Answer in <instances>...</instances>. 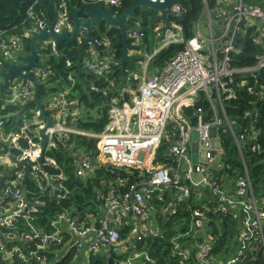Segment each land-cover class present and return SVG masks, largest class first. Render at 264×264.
<instances>
[{
  "label": "built area",
  "instance_id": "1",
  "mask_svg": "<svg viewBox=\"0 0 264 264\" xmlns=\"http://www.w3.org/2000/svg\"><path fill=\"white\" fill-rule=\"evenodd\" d=\"M81 1L85 5L112 7L118 13L124 0ZM152 1L163 3L165 0ZM65 6L62 1L52 26L46 20L37 18L34 27L25 31L23 38L9 37L0 43V72L6 70V63L21 64L20 58L28 55L18 54L23 50L22 39H31L39 32L52 31L59 34L63 29L72 32V20ZM202 7L194 27V36L188 40L183 39L180 26L169 21L173 31L168 29L166 32L171 31L173 35L165 40L163 46L183 44L184 48L170 58L162 69H157L156 74L146 76L148 62L157 51L152 54L144 64L142 74L131 75L138 80L137 90L128 92L124 88L112 98L107 121L98 134L76 130L67 123V111H64L67 104L63 101V107L56 108L60 112L64 111L61 118L56 117V121L51 119V126L44 131L47 143L42 149L43 138L39 132L45 127V122L40 119V112L35 106L30 110V118H34L40 126L32 133L29 126L21 128L27 119L21 106L34 97L32 83L26 81L23 84L22 80H17L14 85H8V102L20 107L19 113L16 112L20 116V123L17 132H5V122L15 113L0 115V181L6 177L0 187V237H3L0 251L5 260L10 259V255L17 252L18 248L14 246L9 250L4 243L24 240L37 242L36 249L52 251L53 246L58 257L72 252L75 258H86L91 253L103 252L114 258L113 264H146L151 261L150 258L146 253L137 251L135 243L148 230L140 221L149 217L147 212L153 210L152 200L162 202L169 213H174L177 206L189 197L193 196L201 202L206 188L208 198L217 202V205L211 206L212 213H234L237 220L236 238L247 242L257 237L264 247V189L260 193L254 190L246 169L236 177L226 172L219 175L223 168L221 157L224 151L222 139L218 138L219 129L222 133L229 132L242 155L240 145L244 136L241 133L236 135L235 122L225 115L222 102L235 97L233 84L244 85L250 78L255 79L256 72L264 68V0H202ZM169 10L168 18L181 13V7L175 3ZM203 16L206 17L204 23L208 28V36L201 29ZM162 29L163 26L158 25L154 28L157 39L162 36ZM214 30L219 32L217 37ZM248 31L253 36L252 42L261 48V53L256 56L253 66L231 68L230 54L236 50V37ZM127 34L134 40L140 35L137 30ZM94 41L97 47L89 42L84 48V69L96 77H105L111 71L114 53L109 42ZM37 45L38 58L35 65L23 73H29L43 87L53 72L48 60L41 59V56L49 58L57 55V43L48 38L39 44L42 45L40 48ZM100 46L103 47L102 51L99 50ZM66 66L71 67V63L67 62ZM235 75L246 78L234 83ZM68 79L73 81L72 74ZM261 88H264V84ZM247 91L253 93L250 87ZM126 93L129 94L128 100H124ZM200 93L209 102L212 115L205 119L201 112L191 114L194 123L188 124L190 118L184 115V109L192 106ZM253 95L264 98L262 90ZM53 100L54 103L59 101L57 97ZM66 134L98 138L102 156L115 167H135V172H131L135 180L125 192L118 191L110 182L101 214L97 218L88 217V222L76 223L70 214L62 212L50 222V232L42 233L31 227L29 233L19 236L15 223L19 220L28 221V215L35 211L36 204L26 203L20 190L26 166H22L21 170L15 171L10 177L16 167L15 162L28 159L27 175H32L39 188L48 192L50 198L58 204L67 197L69 191L64 185L65 177L61 168L47 153L55 149L57 142ZM165 140L162 159L154 158L159 143ZM21 141L25 145H21ZM41 154L43 157L40 165L37 159ZM193 154L198 157L196 163L192 162ZM91 163L89 155L81 152L75 158V174L82 177L91 173ZM199 212L195 210L194 215L201 216ZM130 224L134 229V238L122 239L119 229ZM172 243V253L180 258L181 264L191 262L190 253L174 240ZM36 254V250L29 253L30 256ZM206 254V248L201 250L199 260Z\"/></svg>",
  "mask_w": 264,
  "mask_h": 264
},
{
  "label": "trees",
  "instance_id": "2",
  "mask_svg": "<svg viewBox=\"0 0 264 264\" xmlns=\"http://www.w3.org/2000/svg\"><path fill=\"white\" fill-rule=\"evenodd\" d=\"M62 1L65 2L70 20L75 9H79L83 16L87 9L96 7L85 5L81 0H0V43L9 37L23 38L25 31L34 27L37 18L52 23L58 15ZM129 2L130 0H124L118 12L127 7ZM174 3L181 7V13L179 16H170L169 21L179 25L183 39L188 40L194 36V27L203 8L202 0H174ZM137 14L138 20L135 23L139 25L140 35L136 42L141 44L140 48L145 47L144 49L149 51L153 43L154 28L157 26L155 21L157 14L150 9L144 12L137 11ZM129 23L134 24L131 21ZM104 33L103 38L96 33L93 37L99 42H109L113 50L114 61L107 76L96 77L85 70L78 75L76 63L79 44L63 42L56 45L58 54L48 59L53 75L41 87L44 92L40 94V98L44 101L50 95L63 93L67 104L65 111L68 113L72 109H79L76 117L72 118L70 115L67 117V123L76 130L89 134H98L102 131L107 121L109 103L119 91L124 88H127L128 92L137 90L138 80L133 79L130 72L135 71L137 65L142 62L140 57L132 63L126 62L122 73L118 66L122 56L119 31L112 27ZM252 38L249 31L236 37V50L230 54L231 68L249 67L256 63V56L261 53V48L252 42ZM30 40L22 39V47L26 53L29 52L26 45ZM183 48V44H170L164 47L152 57L149 66L162 69L166 62ZM102 49L100 46L99 50ZM67 62L71 63V67L66 66ZM70 74L73 77L72 82L68 79ZM241 78L246 77L235 75L234 83ZM263 84L264 68L256 72L255 79L250 78L244 85L233 84L235 97L222 102L225 115L235 122L236 135L241 133L244 136L240 145L241 156L231 134L218 130V138L222 139L224 151L221 157L223 168L219 175L226 172L230 174L229 176L236 177L246 169L251 185L257 193L264 189V98L253 93L260 90L264 93V88H261ZM249 87L252 88V94L247 91ZM9 95L8 88L0 91V115L15 113V116H11L5 122L4 131L17 132L20 116L16 112L19 113L20 107L8 102ZM128 99L129 94L126 93L124 100ZM45 102L48 104V101ZM34 108L32 104L25 108L23 114L27 119L31 117L30 110ZM198 112H201L205 119L212 115L210 104L203 93L198 95L192 106L184 109V115L190 118L188 124L194 123L191 114ZM165 142L166 140L159 143L154 158L162 159ZM21 145L25 143L21 141ZM99 148L98 138L66 134L57 142V147L47 153V156L54 159L61 168L65 177L64 185L69 191L67 197L58 204L50 198L48 192L39 188L32 175L28 174L25 177L20 190L26 203L36 206L35 211L29 213L28 221L19 220L15 223L19 229V236L29 233L31 227L42 233L50 232V222L62 212L70 214L76 223L88 222V217L97 218L101 214L110 182L120 192L127 190L135 180L131 172H135L136 168L115 167L102 156ZM81 152L89 155L93 169L91 173L82 177L75 174V158ZM48 171L54 172L53 169ZM208 197L209 192L206 188L201 202L196 201L193 196L189 197L177 206L174 213H169L162 202L152 200L151 205L155 211L151 215L155 223L154 230L144 231L140 241L135 243L136 250L146 253L150 258L151 261L146 264H181L180 258L172 253V240L190 253L191 262L187 264H264L263 244L257 237L247 242L237 239V220L234 213L221 215L212 213L211 206L217 205V202ZM195 210H199L202 215H194ZM119 234L122 239L126 237L128 240L133 239L132 224L119 229ZM2 240L3 237H0V241ZM4 244L9 250L16 246L18 251L13 252L10 259L6 260L0 251V264H113L114 261L112 256L103 252L91 253L86 258H75L72 252L58 257L53 246L52 251L36 249L37 242L15 240ZM205 248L207 254L200 261L199 254ZM33 250H36L37 254L30 256L29 253Z\"/></svg>",
  "mask_w": 264,
  "mask_h": 264
},
{
  "label": "water",
  "instance_id": "3",
  "mask_svg": "<svg viewBox=\"0 0 264 264\" xmlns=\"http://www.w3.org/2000/svg\"><path fill=\"white\" fill-rule=\"evenodd\" d=\"M173 3L174 0H165L163 3L152 0H130L129 5L123 8L121 12L115 13L112 7L98 5L94 8L87 9L83 16H81L79 9H75L72 16L73 30L71 33H68L65 29H63L59 34H55L52 31L36 33L31 38L30 43L26 45L29 52L27 56L20 58L21 64H5L6 70L4 72H0V91L8 88L9 82L13 81L15 78H17V80H22L23 84L26 81H30L33 85L34 97L32 100H29L21 106V111H24L30 104L35 105V107L39 110L40 119L45 122V127L39 132V135L43 138L41 143L42 149L45 148L47 143V136L44 134V131L52 124L51 119L48 117L51 111L43 106L40 94L44 92V89L40 87L37 79L32 77L29 73H23L25 70H28L35 65L38 58L36 45L41 44L42 41L47 40L48 38L54 39L57 44L63 42L72 44L74 42H78L79 48L77 50L76 69L79 75L83 70L82 62L86 44L91 42L95 45V47H97L93 34L96 33L99 37L103 38L105 34L104 31L113 27L119 31L122 56L119 60L118 66L121 72L124 73L125 63H132L133 60L137 59V55L129 53V50L133 49L134 46L131 44V39L128 37L127 32L132 31L135 28V25L129 23V21L136 22L138 20L137 11L144 12L147 9L153 10L157 14L155 21L162 22L164 24L162 29V35H164L168 29L173 31L168 20V14L170 12L169 8L173 5ZM50 26H52V23H50ZM79 34H82L81 39L78 38ZM42 157L43 154H41L37 159V163L40 165L42 164ZM15 163L16 167L10 177L12 178L15 171L21 170L22 166H26L23 170L24 176L26 177L30 161L28 159H24L21 162ZM5 178L6 177H3L1 179L0 187Z\"/></svg>",
  "mask_w": 264,
  "mask_h": 264
},
{
  "label": "crops",
  "instance_id": "4",
  "mask_svg": "<svg viewBox=\"0 0 264 264\" xmlns=\"http://www.w3.org/2000/svg\"><path fill=\"white\" fill-rule=\"evenodd\" d=\"M121 12V11H120ZM168 20H169V18H168ZM157 23V25L158 26H164V24L162 23V22H156ZM134 30H137V31H139L140 32V28H139V25L138 24H136L135 25V28H134ZM173 35V32H171V31H167L164 35H162L160 38H156L155 37V34H154V37H153V43H152V45H151V47L149 48L150 50L148 51V50H145L144 48L145 47H143V48H140V45L141 44H139L138 42H136L137 41V39L138 38H135V40L134 39H131L130 37H129V34H128V37L131 39V41H132V45L134 46V47H138L139 48V50H135L134 51V49H130L129 50V53L130 54H134V55H137V57H138V55H140L141 57H142V62H140L138 65H137V68H136V70L135 71H133V72H130L131 74H130V76L133 74V73H135V74H138V75H141L142 74V70H143V66H144V64L146 63V61L148 60V58L152 55V54H154L156 51L158 52V51H160L161 49H163L164 47H166V46H163V43L165 42V40L166 39H168L170 36H172ZM163 46V48H161ZM86 47V46H85ZM133 47V48H134ZM156 52V53H157ZM153 57V56H152ZM152 57L150 58V60H149V62H148V65L150 64V62H151V59H152ZM82 64H83V70H85L84 69V62H82ZM150 67V66H149ZM155 69V73L157 72L156 70L158 69V68H154ZM86 71V70H85ZM151 76V75H150ZM132 77V76H131ZM63 96V97H62ZM54 98V97H53ZM53 98H47L45 101H48V104H46V102L44 101V100H42V102H43V106L46 108V109H48V110H50L51 111V113L49 114V118L50 119H52V120H54V121H56V117L58 118V119H60L61 118V114L66 110V106H64V111L63 112H60L59 111V109H56L57 107H59L60 106V108H62L61 107V105H62V103H64L63 101H65V99H64V94L63 93H61V94H59V95H57V99H59V101H56V103H54V101L55 100H53ZM66 105V104H65ZM35 106V105H34ZM62 111V110H61ZM78 112H79V109H77V108H75V109H72L70 112H68L67 113V116L65 115V117H66V119H67V117L70 115V116H72V118H74V117H76V115L78 114ZM60 117V118H59ZM71 121V120H70ZM72 122V121H71ZM27 126H29V131L32 133V132H34V131H36V128L38 127V126H40V124H38L36 121H35V119L34 118H29V119H25L24 121H23V124H22V126H21V128H24V127H27ZM151 215H152V212H149V217H147V219L145 220L146 222L145 223H141L142 225H143V227L144 228H146V229H152V223H151V221H150V217H151ZM234 261H235V259H234Z\"/></svg>",
  "mask_w": 264,
  "mask_h": 264
},
{
  "label": "rangeland",
  "instance_id": "5",
  "mask_svg": "<svg viewBox=\"0 0 264 264\" xmlns=\"http://www.w3.org/2000/svg\"><path fill=\"white\" fill-rule=\"evenodd\" d=\"M202 21H203L202 26H201L202 32H204L205 35L208 36V28H207V25L204 23V22L206 21V17H205V16L202 17ZM215 24H216V26H217V25H218V22L215 23ZM134 25H136L135 22H134ZM214 35H215V37H217V36L219 35V32L216 31V30H214ZM78 38L81 39V38H82V34H79ZM37 46L40 48L42 45H39V44H38ZM133 49H134V51H135L136 49L139 50L138 47H134ZM18 54H19L20 56H25L27 53H26L24 50H20V51L18 52ZM139 57L142 58L140 55H138V58H139ZM41 59L47 61L49 58L44 57V55H42V56H41ZM145 74H146V76H150V75H154V74H156V73H155V69L153 68L152 65H150L149 68H146V72H145ZM15 83H17V79H16V78H15L13 81L9 82V85L12 86V85H14ZM58 95H59V94H58ZM53 97H57V95H50L48 98H53ZM194 139H195V140L197 139V135H196V134L194 135ZM214 146H215V141H214ZM197 158H198V157H197L196 154L191 155V159H192V162H193V163H196V162H197ZM202 158H204L203 155H202ZM147 213H149V211H148ZM152 213H155V211L153 210ZM150 221H151L152 225L155 224V223H154V219H153V217H150ZM152 230H154V229H153V226H152Z\"/></svg>",
  "mask_w": 264,
  "mask_h": 264
}]
</instances>
